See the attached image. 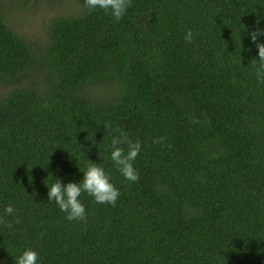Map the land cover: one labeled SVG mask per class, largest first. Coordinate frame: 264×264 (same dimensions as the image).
<instances>
[{"label": "trees", "instance_id": "16d2710c", "mask_svg": "<svg viewBox=\"0 0 264 264\" xmlns=\"http://www.w3.org/2000/svg\"><path fill=\"white\" fill-rule=\"evenodd\" d=\"M70 4L38 38L0 9V264L26 249L37 264H264V84L249 36L264 0H132L119 22ZM117 128L141 143L135 183L110 159ZM92 162L120 196L82 193L87 219L68 221L45 185L79 184Z\"/></svg>", "mask_w": 264, "mask_h": 264}, {"label": "clouds", "instance_id": "9594fccd", "mask_svg": "<svg viewBox=\"0 0 264 264\" xmlns=\"http://www.w3.org/2000/svg\"><path fill=\"white\" fill-rule=\"evenodd\" d=\"M83 2L87 9H101L106 14L111 15L116 22H119L128 8L132 6V0H83ZM261 35H264V29L259 27L258 21L255 31L249 33L251 42L258 49V59H252L250 62L256 69L255 74L258 82L264 84V43L257 42L258 37ZM193 39L192 31L186 32L185 42L190 44ZM103 126L104 129L109 127L106 123ZM114 131L117 135L111 138L110 159L124 179L135 183L139 180V173L133 167V162L141 151V143L139 140L132 141L122 129L117 128ZM153 143L167 146L166 137L164 136L154 139ZM121 145L126 147H121ZM82 173L83 180L79 184L69 182L65 185L58 178L50 186L45 185L48 188V201L55 202L60 211L66 214L68 221H86V209L79 199L82 193L92 197L97 204H109L113 207L120 196L118 188L110 180V175L96 163H89ZM14 211V208L8 205L4 208V215L10 216ZM19 222L20 220L17 217L15 223ZM4 223L3 216H0V224ZM5 226L11 228L12 222L6 223ZM37 261L38 254L32 249L24 250L21 255L15 258V264H37Z\"/></svg>", "mask_w": 264, "mask_h": 264}, {"label": "rangeland", "instance_id": "374dc122", "mask_svg": "<svg viewBox=\"0 0 264 264\" xmlns=\"http://www.w3.org/2000/svg\"><path fill=\"white\" fill-rule=\"evenodd\" d=\"M23 0H0V9L9 17L12 25L21 34L25 33L29 37L38 38L45 27V24L57 16V12L66 11L72 5L71 0H60L51 5L39 9L38 14L21 10Z\"/></svg>", "mask_w": 264, "mask_h": 264}]
</instances>
